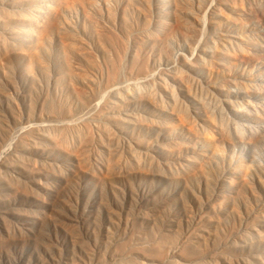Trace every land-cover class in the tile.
<instances>
[{
    "label": "rangeland",
    "instance_id": "rangeland-1",
    "mask_svg": "<svg viewBox=\"0 0 264 264\" xmlns=\"http://www.w3.org/2000/svg\"><path fill=\"white\" fill-rule=\"evenodd\" d=\"M0 264H264V0H0Z\"/></svg>",
    "mask_w": 264,
    "mask_h": 264
}]
</instances>
